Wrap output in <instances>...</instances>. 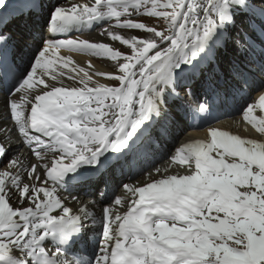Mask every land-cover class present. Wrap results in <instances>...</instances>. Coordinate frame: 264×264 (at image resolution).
Masks as SVG:
<instances>
[{
	"label": "snow or ice",
	"instance_id": "obj_1",
	"mask_svg": "<svg viewBox=\"0 0 264 264\" xmlns=\"http://www.w3.org/2000/svg\"><path fill=\"white\" fill-rule=\"evenodd\" d=\"M113 19L139 31L121 36ZM98 23L126 51L58 38ZM58 49L110 58L115 71H92L114 86L89 88L92 75L73 67L83 87H40ZM255 73L264 76V0H94L46 13L43 0H0V117L36 158L9 155L10 132L0 143V264H264V143L210 128V140L176 149L189 174L157 167L162 178L144 186L121 182L132 194L123 215L112 184L129 156L149 161L141 172L165 159L154 146L185 112L211 114ZM253 109L240 107L255 125ZM57 186L98 201L74 211Z\"/></svg>",
	"mask_w": 264,
	"mask_h": 264
},
{
	"label": "bare ground",
	"instance_id": "obj_2",
	"mask_svg": "<svg viewBox=\"0 0 264 264\" xmlns=\"http://www.w3.org/2000/svg\"><path fill=\"white\" fill-rule=\"evenodd\" d=\"M54 1L56 0H43L44 10H46V7ZM67 2V4L65 2L59 6L71 7L72 3H76L78 5L87 3L89 6H91V4L94 3V0H67ZM140 17H135V19L140 21ZM111 25V30L120 34L121 36L131 34L130 30L119 29L116 26L114 19L111 21ZM106 27H109L108 23H98L92 25L90 28L84 29L83 31H74L70 36H62L58 38L75 39L78 37L80 39H89L90 42L93 43H106L114 49L126 51L128 46L122 45L120 41H112L111 38L106 35V32H100L101 35L97 33L99 30H102V28ZM66 55L70 57V64L68 68H64L63 60L56 59L57 56L64 57ZM102 58L103 56L96 57L87 54L71 53L68 49H58L56 50L55 55H50L46 58L52 60L53 63L44 77L45 85H40V87H45L49 83H55L57 87H83V84L80 83V77L83 76V73L72 72L71 69L73 67L85 68L89 72V75H92V81H87L89 88H93L96 82L109 87L114 86L111 84L109 77L93 74V69H96L101 73L115 71L111 68L115 62H111L110 58L107 59L108 61H99ZM54 76L55 79H53ZM261 85H264V76H261L259 73H255L250 76L249 82L242 92H234L223 102H221L219 99L212 101L215 104V107L212 108L214 116H211L209 120L215 121L206 126H204L205 122L201 124H194V121L196 120L195 110L185 112V114L178 120L176 126L172 129L171 134L168 135L163 142H158L154 146V157L165 156V159L157 160L155 164L149 168H145L144 171L141 172L140 169L144 168V165L149 161L137 156H129L128 160L125 162L123 173L118 172L112 181L114 186H119L116 187L115 194L121 197V204L117 206V210L120 212V214H126L128 211V206L132 203V194L123 189L121 182L124 184H132L134 187L144 186L145 183H150L156 179L162 178L160 173L155 172L157 167L161 169V172L164 175L189 174L186 171L187 165H182L178 160L173 159L176 154V149L183 146L184 144L194 143L197 140H210L211 136L209 129L212 127H218L221 130L230 131L234 134L241 135L242 137L254 139L258 142L264 143V134L258 131V126L260 124L259 118L262 116L258 104L259 98L264 96V88L255 93L256 98L252 102L254 109L249 114L250 118L255 120V125L245 121L243 112L235 114V111H232V108L234 107L235 109L237 107L240 108L244 100H246L250 94ZM229 91L231 92L232 89H229ZM229 110L231 111L229 112ZM186 128H189V130L185 131ZM9 132L10 139L12 141L9 155H19L22 159L27 158L32 162H35L36 158L31 150L26 145L21 144L18 134L14 130L13 119L9 116L5 121L2 117H0V143L5 144L6 146L9 143V140L6 139V137L9 135ZM18 145L19 147H17ZM169 153L170 155H168ZM50 159H55V157H50ZM65 163H67V160H65ZM149 173H152L151 179L148 178ZM47 183L50 187L53 186L50 180L47 181ZM56 194L58 198H62L69 207L73 208L74 211L78 207L90 205L92 201H98L99 197L98 193L65 191L59 186L56 187ZM109 195H111V192H109ZM72 196L78 197V200L82 203L73 201L71 198ZM136 198H138V194ZM12 203L15 204L16 201L14 200ZM89 210L95 211L99 214L101 207L97 203V205L94 207L90 206Z\"/></svg>",
	"mask_w": 264,
	"mask_h": 264
},
{
	"label": "rangeland",
	"instance_id": "obj_3",
	"mask_svg": "<svg viewBox=\"0 0 264 264\" xmlns=\"http://www.w3.org/2000/svg\"><path fill=\"white\" fill-rule=\"evenodd\" d=\"M66 2V4L68 3L67 2V0H56V1H54V2H51V4H57V6H59V5H61V4H64ZM161 3H163V0H161ZM50 4V5H51ZM49 5V6H50ZM49 6H47L46 7V10H45V13L47 12V9H48V7ZM143 20H144V16H142V17H140V21H138V22H143ZM149 26H151V25H149ZM107 28H109V27H106V28H102V30H99L97 33L98 34H100L101 35V33H104V32H106V30H107ZM103 31V32H102ZM137 31H139V30H130V32H131V35H136L137 34ZM101 32V33H100ZM99 41V40H98ZM108 58H106V57H103L101 60H99V61H108L107 60ZM111 61V60H110ZM111 62H114V61H111ZM113 70H115V64L111 67ZM261 86H259L258 88H260ZM258 88H256V89H258ZM256 89L250 94V96L246 99V100H244V102H243V104L242 105H244L245 107H246V102L247 103H252L253 101H254V99L256 98V95H255V93L257 92L256 91ZM235 107L234 108H232V111H235V114H239V113H241L242 111H240V108H236L235 110ZM231 110H229V112H230ZM234 114V115H235ZM233 115V114H232ZM215 121V120H214ZM214 121H211V122H209V124H211V123H213ZM186 130H189V128H186ZM185 130V131H186ZM264 138V137H263ZM172 151H173V149H172Z\"/></svg>",
	"mask_w": 264,
	"mask_h": 264
}]
</instances>
